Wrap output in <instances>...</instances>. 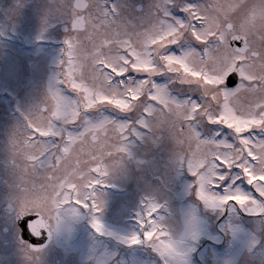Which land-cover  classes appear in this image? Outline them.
I'll return each mask as SVG.
<instances>
[{"label": "snow or ice", "instance_id": "snow-or-ice-1", "mask_svg": "<svg viewBox=\"0 0 264 264\" xmlns=\"http://www.w3.org/2000/svg\"><path fill=\"white\" fill-rule=\"evenodd\" d=\"M61 8L68 35L58 87L6 133L28 231L51 240L86 212L95 233L113 235L97 188L128 152L136 125L171 132L206 209L238 206L264 228V0H163L139 23L109 0H64ZM103 108L132 114V122L89 118ZM144 208L139 230L120 242L147 245L165 264H188L187 231L177 237L165 216H154L164 205L149 200ZM46 247L24 244L26 264H40Z\"/></svg>", "mask_w": 264, "mask_h": 264}, {"label": "rangeland", "instance_id": "rangeland-1", "mask_svg": "<svg viewBox=\"0 0 264 264\" xmlns=\"http://www.w3.org/2000/svg\"><path fill=\"white\" fill-rule=\"evenodd\" d=\"M135 1L109 0L136 23L148 15L149 9H155L163 2L145 1L141 10L137 11ZM63 3L64 0H21L17 6H3L4 12L13 14L8 15L7 25L12 26L15 33L18 30L16 36L20 46L15 49L13 61L18 62L20 76H30L34 106L43 101L50 87H58L62 71L60 62L65 59L64 40L68 35V32L60 30V26L67 23L61 8ZM4 47L7 46L4 44ZM11 72L16 74V65L11 66ZM156 79L164 84L168 77ZM7 85L9 91L21 98V83ZM170 87L179 90L184 86L176 84ZM68 95L71 97V94ZM24 98H27L26 94ZM88 115L94 121L109 117L122 123L132 122V114L116 115L111 108ZM133 130L138 135L128 134L125 141L128 152L113 159L110 176L104 185L97 188L98 192L104 193L105 199L100 218L106 232L113 235L95 233L89 215L81 212L78 218L71 219L70 230L65 228L53 235L42 253L40 264H155L156 257L165 264L151 247H128L118 239L139 230L134 212L143 209L149 200L164 205L154 216H165L174 235L181 237L187 231L185 247L189 250L188 264H264V228L261 221L240 212L238 206L235 211L231 207L223 212L206 209L194 196L191 185L195 178L189 173L187 162H182L171 132L166 128L153 130L139 125ZM8 172L11 171L6 169L7 182L0 181V264H26L22 253L24 244L15 237L18 231L14 223L19 198L17 177ZM240 186L256 199H261L246 182ZM8 203L14 207L12 214L6 211ZM64 212L71 217L70 207ZM189 221L194 222L186 228ZM233 228L238 229L235 236Z\"/></svg>", "mask_w": 264, "mask_h": 264}, {"label": "flooded vegetation", "instance_id": "flooded-vegetation-1", "mask_svg": "<svg viewBox=\"0 0 264 264\" xmlns=\"http://www.w3.org/2000/svg\"><path fill=\"white\" fill-rule=\"evenodd\" d=\"M145 1L152 0H136L137 3L135 8L137 11L141 10V6L145 3ZM21 0H0V181L7 182V178L5 176V170L9 169L11 172L9 174L16 173L13 171L11 167V163L8 158V152L6 148V133L7 130L15 123L22 119L20 113L27 112L31 108L34 107V95L33 91H31L29 78L30 76L24 75L20 76L18 71V66L15 57V49L19 48V38H17L18 30H15L7 25V19H9L8 15L11 12H4L3 6L4 4H11L12 6H17ZM28 1H25L27 3ZM68 24V23H65ZM4 44L7 47H4ZM28 46V45H27ZM12 58V59H11ZM16 65V74L14 75L11 72V66ZM14 84L15 82L22 84L21 98L16 97L15 93L9 91L8 85L6 84ZM4 86L6 87L4 88ZM27 95V98H24V95ZM25 100H27V104L25 105ZM19 109V111H17ZM8 124H7V123ZM8 165V168H5ZM2 184L0 183V188ZM18 186V185H17ZM12 209H14L12 207ZM223 222L222 220H220ZM18 233H16V239L18 240ZM223 237V236H221ZM14 235H12V239ZM224 238V237H223ZM155 264H163L159 257L155 258ZM231 264V263H229Z\"/></svg>", "mask_w": 264, "mask_h": 264}, {"label": "water", "instance_id": "water-1", "mask_svg": "<svg viewBox=\"0 0 264 264\" xmlns=\"http://www.w3.org/2000/svg\"><path fill=\"white\" fill-rule=\"evenodd\" d=\"M28 217H25L23 220L20 219V215H18L15 220L21 227V232L19 234V238L21 240H28V245H46L49 241V237L47 233L42 234L40 237L34 236L31 232L28 231L26 220Z\"/></svg>", "mask_w": 264, "mask_h": 264}, {"label": "bare ground", "instance_id": "bare-ground-1", "mask_svg": "<svg viewBox=\"0 0 264 264\" xmlns=\"http://www.w3.org/2000/svg\"><path fill=\"white\" fill-rule=\"evenodd\" d=\"M145 211V210H144ZM138 213H142V212H138Z\"/></svg>", "mask_w": 264, "mask_h": 264}]
</instances>
